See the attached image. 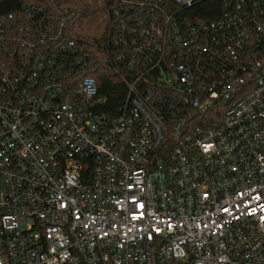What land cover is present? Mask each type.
Wrapping results in <instances>:
<instances>
[{
	"label": "built area",
	"instance_id": "1",
	"mask_svg": "<svg viewBox=\"0 0 264 264\" xmlns=\"http://www.w3.org/2000/svg\"><path fill=\"white\" fill-rule=\"evenodd\" d=\"M116 0V114L75 15L0 12V264H264V0Z\"/></svg>",
	"mask_w": 264,
	"mask_h": 264
},
{
	"label": "trees",
	"instance_id": "2",
	"mask_svg": "<svg viewBox=\"0 0 264 264\" xmlns=\"http://www.w3.org/2000/svg\"><path fill=\"white\" fill-rule=\"evenodd\" d=\"M116 0H0V12H13L22 14L26 8L36 6L43 8L51 16H63L74 12L69 27L73 37L85 44L91 52V56L97 63L90 71L98 83L99 93L104 98L102 111L108 114H116L125 105L127 100V85L121 73L115 71L110 59V34L108 29L99 36L83 34L86 21L99 12L105 15L111 10ZM172 2L173 0H167ZM223 10L222 0H195L194 3L184 8V15L188 18L210 17L217 18Z\"/></svg>",
	"mask_w": 264,
	"mask_h": 264
},
{
	"label": "rangeland",
	"instance_id": "3",
	"mask_svg": "<svg viewBox=\"0 0 264 264\" xmlns=\"http://www.w3.org/2000/svg\"><path fill=\"white\" fill-rule=\"evenodd\" d=\"M84 1L91 2V0H84ZM105 24H106L105 12L104 13L99 12L94 16L90 17L86 21L84 28L81 32L86 35L99 36L103 32Z\"/></svg>",
	"mask_w": 264,
	"mask_h": 264
}]
</instances>
